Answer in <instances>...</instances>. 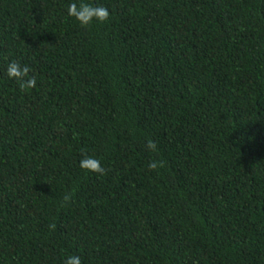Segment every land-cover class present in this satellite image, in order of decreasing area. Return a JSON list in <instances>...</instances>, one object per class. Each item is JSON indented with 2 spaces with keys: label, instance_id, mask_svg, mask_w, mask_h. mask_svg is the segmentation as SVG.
Masks as SVG:
<instances>
[{
  "label": "trees",
  "instance_id": "16d2710c",
  "mask_svg": "<svg viewBox=\"0 0 264 264\" xmlns=\"http://www.w3.org/2000/svg\"><path fill=\"white\" fill-rule=\"evenodd\" d=\"M72 2L0 0V264H264V0Z\"/></svg>",
  "mask_w": 264,
  "mask_h": 264
},
{
  "label": "clouds",
  "instance_id": "9594fccd",
  "mask_svg": "<svg viewBox=\"0 0 264 264\" xmlns=\"http://www.w3.org/2000/svg\"><path fill=\"white\" fill-rule=\"evenodd\" d=\"M68 14L74 17L77 21H79L81 26H89L92 21L98 20L100 22H104L109 18V10L104 6H93L89 3H85L84 0H80V3L72 2L68 5L67 8ZM31 69L28 66L21 67L20 64L13 61L7 66V76L9 78H14L19 82V87L21 91H25L27 89H31L36 87V79L35 76H29ZM147 148L156 151L157 145L154 141L149 139L147 141ZM82 169L87 170L89 172H94L97 174H104L105 169L101 166V163L98 159L88 156L86 153L83 155V158L80 160V165ZM164 167L163 161H151L148 164V168L150 170H156L157 168ZM71 201V194L66 193L63 196L64 204H67ZM51 230L55 229V224L52 223L49 225ZM64 264H82L81 258L77 255L68 256Z\"/></svg>",
  "mask_w": 264,
  "mask_h": 264
}]
</instances>
